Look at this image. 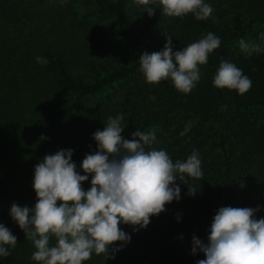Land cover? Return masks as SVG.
<instances>
[{"label":"trees","instance_id":"16d2710c","mask_svg":"<svg viewBox=\"0 0 264 264\" xmlns=\"http://www.w3.org/2000/svg\"><path fill=\"white\" fill-rule=\"evenodd\" d=\"M91 1L95 14L111 21L99 32L115 38L125 53L117 66L89 59L80 64L74 27L78 20L59 18L49 0H0V224L17 237L0 264H38L31 259L34 245L9 214L13 203L34 207V167L47 154L72 149V160L83 175L82 160L97 149L92 134L118 114H123L125 139H132L137 129L146 134L154 130L156 140L150 147L165 150L173 162L197 151L203 177L189 178L197 191L194 196L187 194L188 185L177 181L179 201L150 217L145 228L133 231L132 226L119 225L131 240L114 259L93 254L82 264H197L205 257L202 252L192 254V237L207 242L219 208L259 206L255 216L264 218V116H257L264 110V52L250 57L242 53L226 14L207 20L192 14L169 17L158 5L152 17L146 13L136 26L130 0ZM249 12L250 23L263 19ZM209 32L221 45L200 66L201 78L190 93L178 92L170 80L148 84L142 79L140 55L162 50L166 35L172 37L174 50H181ZM38 56L47 64L37 63ZM221 60L250 78L248 92L240 95L213 86ZM126 84H131L129 93L113 100L116 86ZM189 122L190 130L181 136ZM90 181L91 176L83 182L84 190ZM55 243L51 238L50 245Z\"/></svg>","mask_w":264,"mask_h":264},{"label":"clouds","instance_id":"9594fccd","mask_svg":"<svg viewBox=\"0 0 264 264\" xmlns=\"http://www.w3.org/2000/svg\"><path fill=\"white\" fill-rule=\"evenodd\" d=\"M135 2L147 6L149 17L155 14L152 0ZM159 5L169 17L192 14L197 20H207L213 12L205 0H159ZM238 44L248 57L264 52V42L240 39ZM220 45L221 40L209 32L174 50L172 37L166 35L162 50L140 55L138 70L148 84L170 80L178 92L188 94L201 78L200 66L207 64L209 54ZM36 59L37 63L47 64L43 57ZM212 84L243 95L252 81L235 64L221 60ZM122 120L123 114L109 116L103 130L92 134L97 149L82 160L79 167L83 175L72 160L74 150L47 154L34 167V207L11 205L9 214L34 245L31 259L38 264H82L93 254H103L105 261L114 259L115 253L131 240L119 225L132 226L133 231L145 228L150 217L164 212L173 200L179 201L181 188L177 181L188 185L189 196L196 194L189 178L203 177L199 153L193 151L186 160L173 162L165 150L150 147L156 140L154 130L146 134L137 129L132 139H125ZM190 128L191 122L180 135ZM89 176L91 187L84 190L82 184ZM259 210V206L219 208L208 229L207 242L192 237V254L202 252L205 257L197 264H264V218L255 216ZM53 237L54 246L50 245ZM118 241L120 247L115 246ZM16 244L17 237L0 224V257L9 256L8 248Z\"/></svg>","mask_w":264,"mask_h":264},{"label":"rangeland","instance_id":"374dc122","mask_svg":"<svg viewBox=\"0 0 264 264\" xmlns=\"http://www.w3.org/2000/svg\"><path fill=\"white\" fill-rule=\"evenodd\" d=\"M213 8L212 15L226 14L228 19L229 31L236 33L240 39L255 41L262 43L261 37L264 36V0H205ZM54 6V10L58 12L59 18L64 21H73L74 18L78 23L74 25L78 29L77 43L78 55L80 56V64L85 61L92 60L95 63H101L108 67L117 66L125 56L124 52L116 46V39L106 36L99 32V27L106 26L111 23L107 18L95 14V8L91 0H49ZM159 5V0H152L150 6L156 8ZM147 6L139 5L135 0H130L129 11L132 16V21L136 26L145 17V8ZM245 9L247 12H245ZM249 10L254 11L253 17H263L249 22ZM74 23V22H73ZM162 28L165 23H160ZM81 72V70H78ZM144 77H142L143 79ZM131 85V84H130ZM130 85L116 86L112 91V99H122L123 95H127L130 91L127 87ZM120 95V96H117ZM258 118L262 119L264 110L257 111ZM174 123V122H173Z\"/></svg>","mask_w":264,"mask_h":264}]
</instances>
